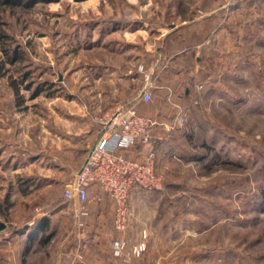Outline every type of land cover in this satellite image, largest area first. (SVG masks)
<instances>
[{
    "label": "rangeland",
    "instance_id": "rangeland-1",
    "mask_svg": "<svg viewBox=\"0 0 264 264\" xmlns=\"http://www.w3.org/2000/svg\"><path fill=\"white\" fill-rule=\"evenodd\" d=\"M149 2L60 0L0 11V35H7L0 36V220L7 225L0 230V264H57L63 237L83 233L64 199L79 163L68 162L67 144L55 134L80 131L142 88L132 52L106 45H143L154 28L191 22L212 4L222 12L221 31L201 56L206 83L195 86L200 93L189 98L186 122L176 131L182 156L159 163L162 183L153 196L132 194L126 239L144 241L146 249L121 263L264 264V0ZM117 20L124 27L115 28ZM130 24L141 25L139 38ZM4 47L21 57L10 61ZM27 177L34 181L23 194L19 178ZM54 208L44 229L41 217ZM49 232L53 238L41 243Z\"/></svg>",
    "mask_w": 264,
    "mask_h": 264
},
{
    "label": "crops",
    "instance_id": "crops-1",
    "mask_svg": "<svg viewBox=\"0 0 264 264\" xmlns=\"http://www.w3.org/2000/svg\"><path fill=\"white\" fill-rule=\"evenodd\" d=\"M149 3H151V0ZM221 13L220 8L212 4L209 12L195 17L191 22L184 19L181 23H173L166 28H154L152 34L151 31L148 33V38L144 35L145 42L143 41V45H139V41L136 40L129 41L127 44L117 40L113 46H109V43L106 45L122 55L126 52H132L130 53L131 59L136 60L138 66H143V70H140L143 73L141 74L142 88L148 80L155 82L152 100L148 102L137 101L142 91L141 88L137 95L132 97L133 100L122 104L136 102L140 114L149 115L162 123L174 125L173 130L164 140L159 141L154 137L149 145L156 151L157 171L162 160L168 159L173 154H175L174 156H182L175 138L176 131L181 128L178 119L180 116L186 117L187 112L190 110L189 98L193 96V93H200V91H196L195 86L206 83L204 69L201 65V56L205 55L203 52L205 53L211 48L209 46L210 39L214 40L216 34L221 31L219 30ZM155 15V17H159L163 14L158 13ZM176 15L181 16L179 13H176ZM129 26H132L129 27L132 35L139 38L140 31L138 29L141 25L130 24ZM117 27L124 26H115V28ZM139 50H142V53ZM120 92L125 94L123 89ZM79 110V114L85 117L86 111L81 108ZM76 117L79 118V116H74V119ZM90 120L91 118L80 131L72 132L68 129L67 135L63 132L61 134L56 132L55 134L58 139L63 137L62 139L67 144L65 150L67 156H69L68 162H72L73 165L79 163L76 171L72 167L73 176L68 178L75 177L88 156L90 148L99 137V127ZM160 131L162 129L158 127L153 134L156 135ZM122 152L129 157L142 160L146 155L147 148L141 143H137ZM61 168H64V166ZM142 192L147 196H153L152 191L143 190ZM87 207L90 214L85 219L86 226L83 233L68 234L63 237L62 248L64 252L60 255L57 264H122L117 259L114 251L115 241L119 238L120 233L115 229L113 223V201L103 193L101 199L91 200ZM54 210L56 209L50 211L49 216L45 215L46 213L42 215L41 218L46 219L40 222L42 227L52 226L53 221L51 220L56 215ZM47 227L44 229H47ZM49 233H46L49 238L45 234L48 240L53 238L52 234Z\"/></svg>",
    "mask_w": 264,
    "mask_h": 264
},
{
    "label": "built area",
    "instance_id": "built-area-1",
    "mask_svg": "<svg viewBox=\"0 0 264 264\" xmlns=\"http://www.w3.org/2000/svg\"><path fill=\"white\" fill-rule=\"evenodd\" d=\"M244 1L248 0H223L224 6ZM140 70H143L142 65ZM154 87L155 82L148 80L137 101L152 100ZM135 103L117 104L94 116V122L100 131L99 137L64 190V199L73 204L75 225L81 231L90 214L87 204L91 200L101 199L104 193L113 201V223L120 233L115 241L114 251L117 259L124 263H129L146 249L144 241L129 245L126 239L130 226L131 196L137 190L154 191L161 188L162 176L156 169V151L149 145L154 137L159 141L164 140L174 128L173 124L162 123L149 115L140 114ZM185 122L186 117L180 116L178 123L183 125ZM158 127L162 131L154 135ZM137 143L147 148L142 160L122 152ZM143 233L146 236V230Z\"/></svg>",
    "mask_w": 264,
    "mask_h": 264
},
{
    "label": "trees",
    "instance_id": "trees-1",
    "mask_svg": "<svg viewBox=\"0 0 264 264\" xmlns=\"http://www.w3.org/2000/svg\"><path fill=\"white\" fill-rule=\"evenodd\" d=\"M58 1H60V0H0V11L3 9H7V8H10V9H13V8L29 9V8L35 6L37 3H51V2H58ZM76 1H84V0H76ZM114 24H115V26H117V25H123L124 23L121 20H117V21H115ZM2 34L3 35H0V36H7L4 33H2ZM3 51L5 52V54H7L10 61L13 58L18 59L21 57V53L19 52V49H17V48L14 50V55H9V49H7L5 47H4ZM26 75H24V76L26 77ZM24 76H23V78H24ZM40 90L41 89L36 91L35 95H37ZM14 92H15L16 98L19 101V105H21L23 102V96L20 95V88L16 84L14 85ZM19 181L21 182L23 194H27L29 192L30 185H32V181H34L33 177H27V178H22V179L19 178ZM6 204H7L8 208L12 204L9 200V196H7V198H6ZM43 219L44 218H42L40 220V222H42ZM44 220H46V219H44ZM46 235H47V237L49 236L48 234H46ZM33 236H34V234L33 235L30 234L28 236V240H31L32 238H34ZM47 237H44V239H42L41 243H45L48 240Z\"/></svg>",
    "mask_w": 264,
    "mask_h": 264
},
{
    "label": "water",
    "instance_id": "water-1",
    "mask_svg": "<svg viewBox=\"0 0 264 264\" xmlns=\"http://www.w3.org/2000/svg\"><path fill=\"white\" fill-rule=\"evenodd\" d=\"M7 225L4 221L0 220V230L6 229Z\"/></svg>",
    "mask_w": 264,
    "mask_h": 264
}]
</instances>
